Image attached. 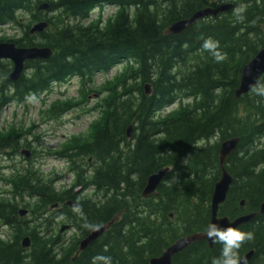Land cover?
<instances>
[{
    "label": "trees",
    "instance_id": "obj_1",
    "mask_svg": "<svg viewBox=\"0 0 264 264\" xmlns=\"http://www.w3.org/2000/svg\"><path fill=\"white\" fill-rule=\"evenodd\" d=\"M43 3L49 10L38 12ZM225 4L234 8L198 21L181 35L167 32L174 22ZM106 5L115 7V14L92 20L94 10ZM42 21L50 24L48 30L31 36L30 27ZM6 27L16 29L18 38L0 42L47 47L53 55L28 63L15 83L8 80L10 63H0V113L50 93L53 84L71 77L80 79L82 101L86 89L101 98L87 136L72 139L57 153L69 162L75 180L69 190L57 191L54 181L29 163L9 168L7 180L0 178L6 187L0 193V222L8 230L0 239V264H104L97 257H109L110 264H150L180 237L205 231L221 176L220 144L232 138L240 143L226 162L233 184L219 216L257 215L239 228L252 232L253 239L243 242L238 254L241 260L253 251L247 264H264V215L259 214L264 97L254 91L240 99L235 94L244 67L264 48V0H0V32ZM208 38L218 42L216 49L202 47ZM214 51L223 59L216 60ZM122 64L117 76L91 90L97 74ZM74 106L55 102L44 114L57 118ZM21 134L15 127L5 136L0 131V151L12 150L9 157L18 158L29 146L19 143ZM164 168L171 172L158 194L144 199L149 177ZM78 186L93 190L75 202L79 212L66 204L74 201ZM55 204L63 206V216L50 211ZM21 208L28 209V217L19 218ZM65 222L76 230L75 237L60 233ZM102 226H108L104 236L78 253L79 242ZM24 238L30 239L28 249L22 248ZM221 248L218 241L213 249L200 241L177 255L174 264H212Z\"/></svg>",
    "mask_w": 264,
    "mask_h": 264
},
{
    "label": "rangeland",
    "instance_id": "obj_2",
    "mask_svg": "<svg viewBox=\"0 0 264 264\" xmlns=\"http://www.w3.org/2000/svg\"><path fill=\"white\" fill-rule=\"evenodd\" d=\"M98 12L99 10L95 12L96 15L94 17L97 16ZM114 12V7L106 6L102 11L103 18L111 17ZM18 35L19 32L17 30L7 27L0 32V38L8 40L17 39ZM122 68L123 64L112 69L109 73L97 74L94 77L91 90L98 91L104 82L112 80ZM80 90V80L77 77H72L63 85L55 84L50 93L38 98H32L23 106L9 105L0 114V130L4 134L3 136L13 127L21 130L22 134L19 143L25 144L27 142L30 144V148H25V150H28L30 154L34 152L35 158L32 164L41 171L43 177L53 181L57 180L56 187L59 189L70 187L73 179L69 174L67 162L56 158L57 153L68 146L72 139L86 137L90 131L91 124L96 121L98 116V112L94 113L92 109L101 97H96L97 93L86 92V89L85 93H88L87 100L82 101ZM54 102H70L76 106L64 115L53 118L44 113ZM175 107L176 105L171 107L170 110L175 109ZM23 132L26 134H23ZM11 152L12 150L0 151V172L2 173L0 178H6V180L9 177V168L17 166L19 163L22 165L21 162L24 160L19 154L16 160L10 161ZM28 165L31 166L30 164ZM1 185L0 193L3 192V189H6L4 184ZM87 194L90 196L92 191H88ZM64 225H67V223ZM0 227V239H6L7 227L1 224ZM76 235V230L71 228V230H67L66 238L75 237Z\"/></svg>",
    "mask_w": 264,
    "mask_h": 264
},
{
    "label": "water",
    "instance_id": "obj_3",
    "mask_svg": "<svg viewBox=\"0 0 264 264\" xmlns=\"http://www.w3.org/2000/svg\"><path fill=\"white\" fill-rule=\"evenodd\" d=\"M91 1V0H86ZM48 4H42L39 11L48 10ZM233 8V5H226L217 9H205L196 12L192 17L186 20H180L173 23L167 30L170 35L178 36L184 31L194 26L197 21L205 18H216L218 15L223 14ZM46 22L34 25L30 34H42L48 28ZM53 51L49 48H19L14 43H0V62L9 61L12 63V72L9 74L8 79L10 82H17L29 62L37 60H48L51 58ZM264 75V49H262L258 55L244 67L241 75L239 88L236 90V98L240 99L242 96L249 94L255 87L258 86L259 80ZM146 95H149V86L145 87ZM127 137L132 139V127L127 130ZM239 144L238 139H232L224 142L220 147V166L222 169V176L219 182L216 184L212 198H211V221L210 224H215L219 228L224 229L227 227H233L239 229L240 227L250 223L255 217V214L240 217L234 221H230L228 218H219L218 211L220 205L224 204L227 198V194L230 186L233 183V178L227 173L224 168L225 161L230 156ZM170 169L165 168L157 173L151 175L147 181L146 187L142 192L144 199L150 198L155 195L156 190L160 186L161 182L169 174ZM243 205V204H242ZM26 214V211L22 212V215ZM260 215H264V203L260 206ZM208 229V228H207ZM106 231V227H100L93 230L86 239L80 243V251H85L90 245L100 239ZM205 241L209 244L210 248L213 249L214 242L212 238L207 236V230L205 233H199L189 235L179 239L174 245L169 247L160 257L151 259L150 264H172L173 258L188 249L195 243ZM23 248L30 246L29 239H24L22 243ZM254 252H250L245 255L239 262V264H247L252 257Z\"/></svg>",
    "mask_w": 264,
    "mask_h": 264
},
{
    "label": "clouds",
    "instance_id": "obj_4",
    "mask_svg": "<svg viewBox=\"0 0 264 264\" xmlns=\"http://www.w3.org/2000/svg\"><path fill=\"white\" fill-rule=\"evenodd\" d=\"M202 47L206 50H213L218 47V42L208 38L204 40ZM212 55L216 60L223 59L222 55L217 51L212 52ZM253 91L257 95L264 97V86H257ZM74 211L79 212V208H74ZM87 226L85 225V227ZM207 236L212 238L214 243L218 241L222 244L221 254L219 257L212 259V264H239L238 249H240L243 242L253 239V233L250 231L245 232L233 227L221 229L215 224L209 225ZM96 259L103 260L104 264H110L109 257H97Z\"/></svg>",
    "mask_w": 264,
    "mask_h": 264
},
{
    "label": "flooded vegetation",
    "instance_id": "obj_5",
    "mask_svg": "<svg viewBox=\"0 0 264 264\" xmlns=\"http://www.w3.org/2000/svg\"><path fill=\"white\" fill-rule=\"evenodd\" d=\"M232 139H235V138H232ZM231 140V139H230ZM240 140V139H239ZM221 145V144H220ZM239 146V145H238ZM219 150H220V148H219ZM235 152V151H234ZM233 152V153H234ZM232 153V154H233ZM231 154V155H232ZM230 155V156H231ZM230 156H228L227 157V159H226V162H227V160H228V158L230 157ZM226 162H225V165H224V168H225V170L227 171V169H226ZM221 168V167H220ZM171 169V168H170ZM227 173L231 176V174L227 171ZM170 174V173H169ZM221 176H222V169H221ZM221 176H220V179H221ZM219 179V180H220ZM166 180V179H165ZM164 180V181H165ZM164 183V182H163ZM162 183V184H163ZM162 184H160V186L162 185ZM233 184V183H232ZM159 186V187H160ZM232 186V185H231ZM231 186H230V188H231ZM159 187H158V189L156 190L157 192L155 193L156 195L158 194V190H159ZM230 188H229V190H230ZM229 192V191H228ZM85 194V191L83 190H81V191H79V192H77V190H75L74 192H73V196H74V201H69V203L67 204L69 207H70V209L71 210H73L74 211V208H76L77 207V205L75 204V202H77L78 201V199L80 198V197H82L83 195ZM155 195V196H156ZM245 201H242L241 203H240V206L241 207H243V206H245ZM225 204V203H224ZM243 204V205H242ZM59 207H56L55 209H57V214H58V216H60V215H64V208H63V206H62V210L59 208ZM219 218H224V217H222V216H218ZM173 218V217H172ZM210 218H211V209H210ZM228 218V217H227ZM236 220V219H235ZM230 221H234V220H230ZM66 223V222H65ZM65 223H62L61 225H64ZM209 224H210V221H209ZM209 224H208V226L206 227V229H205V231L207 230V228L209 227ZM66 226V225H65ZM65 226H62V228H61V232H62V230H64V228L63 227H65ZM71 225H69V223L67 224V227H70ZM72 227V226H71ZM65 230H67V229H65ZM64 230V231H65ZM71 230V229H70ZM63 231V232H64ZM205 231H203V232H201V233H204ZM67 232V231H66ZM61 234H64V233H61ZM91 246V245H90ZM172 245H170L169 247H171ZM169 247H167L165 250H167ZM89 248V247H88ZM183 252V251H182ZM78 253H80V251H79V249H78ZM82 253V252H81ZM77 257V256H76ZM76 257L73 259V261L76 259ZM175 258V257H174ZM174 258H173V260H172V264H174Z\"/></svg>",
    "mask_w": 264,
    "mask_h": 264
},
{
    "label": "bare ground",
    "instance_id": "obj_6",
    "mask_svg": "<svg viewBox=\"0 0 264 264\" xmlns=\"http://www.w3.org/2000/svg\"><path fill=\"white\" fill-rule=\"evenodd\" d=\"M255 215H256V214H255ZM256 216H257V215H256ZM255 218H256V217H255ZM255 218H254V219H255ZM254 219H253V220H254ZM252 252H253V251H252ZM249 253H250V252H249ZM249 253H247V254H249ZM247 254H245V255H247ZM245 255H244V256H245Z\"/></svg>",
    "mask_w": 264,
    "mask_h": 264
}]
</instances>
